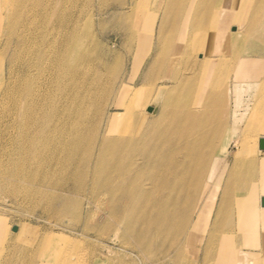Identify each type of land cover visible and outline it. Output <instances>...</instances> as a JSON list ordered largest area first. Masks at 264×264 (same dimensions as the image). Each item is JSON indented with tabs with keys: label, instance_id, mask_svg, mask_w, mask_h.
<instances>
[{
	"label": "bare ground",
	"instance_id": "bare-ground-1",
	"mask_svg": "<svg viewBox=\"0 0 264 264\" xmlns=\"http://www.w3.org/2000/svg\"><path fill=\"white\" fill-rule=\"evenodd\" d=\"M92 3L19 0L23 15L4 18L38 42L9 25L0 51H12L0 70V190L22 185L44 213L96 203L95 224L134 237L140 259L166 248L169 264L264 261V0H99V17L121 12L128 79L98 42ZM89 184L94 198L73 200L69 187ZM70 242L51 235L33 264H88Z\"/></svg>",
	"mask_w": 264,
	"mask_h": 264
},
{
	"label": "rangeland",
	"instance_id": "rangeland-1",
	"mask_svg": "<svg viewBox=\"0 0 264 264\" xmlns=\"http://www.w3.org/2000/svg\"><path fill=\"white\" fill-rule=\"evenodd\" d=\"M18 2L19 0H6L4 3H0V51L3 49V46L5 47L6 42L8 41L6 32L9 30V25H12L11 22L7 23L8 20H4V18L23 15V13H21L19 10L20 5ZM112 3L116 4V1H113ZM86 12L87 14H93L94 12L97 13L95 29L98 42L106 47L113 45L115 51L113 57L115 61L121 60L123 62L124 65L122 72L128 79L130 74H133L132 68L134 64V58L132 54H128L127 48L124 46L126 45L125 36L127 35V32L125 31V26L123 25V22L119 16V13L121 12L112 10L104 14L102 17H99V0H93V3L89 7H86ZM12 26L13 28L20 30L19 39H23L26 42L29 39V42L34 43H32V47L35 48L38 42V39L33 38L34 33L37 30L36 28L32 29L29 33L27 30L28 27L21 26V23H17L16 25L13 24ZM122 40L124 42H121ZM12 47L13 44L10 47L11 50ZM10 57H12V51L6 54V57L3 56L0 58V70L2 69L3 65L7 63ZM147 61L148 58L146 59V62ZM145 66L143 67L142 71L144 70ZM118 111L120 110L115 106L109 108V113H115ZM4 141L5 140H2L0 135V143H3ZM231 150L234 152L236 151V148L232 146ZM104 174L106 173L104 172ZM98 176L104 179L102 173ZM57 178L62 180V176L60 174H57ZM63 182L64 181H62V185L59 186L60 188L57 189L58 192H54V195H57L60 191H63ZM61 187H63V189H61ZM12 189V192L17 193V196H13V193L11 192L8 193L0 190V256L8 244L9 239L7 238L11 236L13 240L12 246L10 248V257L8 258L6 256L4 261H2L0 257V264H29L30 260V263L33 264V262H35L34 259L36 256L35 255L33 257V255L45 249V243L51 235H64L68 237L71 241L70 243L76 246L78 249L77 251L79 254H83V257L86 256L85 258H87L88 264H92L91 262H94L95 254L97 255L101 253L102 250H105L106 252L109 249L114 250L116 253H118V250L121 252L119 254L121 255L120 258H117V256L115 257V254H113L112 260L109 261L110 264H150L153 259L156 260V262L154 261V264H169V256L166 248L160 250L158 249V251L155 250L156 252H149L147 257H152L153 259L151 261L147 260L146 258L145 260L142 258L140 259L133 252L135 249L134 247L136 246H133L135 241L134 239L132 240L129 238L131 237L130 235L129 237L125 235L124 238L120 236L122 239H116L114 233H118L119 235L123 234L120 233L122 232V229L117 228L118 232L115 230H111L110 232V229L106 231V229L101 227L103 221L95 224L97 221L96 217H91L89 211L90 209L92 211L96 210V203L89 206V204L86 202L82 207V215L79 214L80 212L78 211V207L73 201L66 210H64L60 204L54 202V204L48 207L47 213H44L43 211L45 207L43 204L34 206L29 202H26V199H22V185H14ZM69 189L72 192V197H74L73 200L81 199V193L83 194V198H86L84 200H87V198L88 200H91L89 197L92 196L94 198L95 195V190L90 184L88 187H81V185L78 187L70 186ZM74 193L77 195H73ZM32 202H34L35 205L39 204L37 203V200H33ZM95 213L103 214V212L99 210H97ZM105 217H107V214L103 215V218ZM117 223H119V219L115 221V224ZM92 227L95 228L94 231H90ZM5 238L7 239V242H5ZM34 244L39 245L38 248H36V252L33 250ZM244 244L245 243L242 245ZM164 255L166 257H163ZM20 256H22V259H19ZM192 257H194L193 253L190 252V257L187 258L188 261H191ZM164 259L166 261H164ZM200 260L201 259L197 260L194 258L190 264H202ZM258 264H264V261L259 260Z\"/></svg>",
	"mask_w": 264,
	"mask_h": 264
},
{
	"label": "water",
	"instance_id": "water-1",
	"mask_svg": "<svg viewBox=\"0 0 264 264\" xmlns=\"http://www.w3.org/2000/svg\"><path fill=\"white\" fill-rule=\"evenodd\" d=\"M261 149H264V144L261 145Z\"/></svg>",
	"mask_w": 264,
	"mask_h": 264
}]
</instances>
